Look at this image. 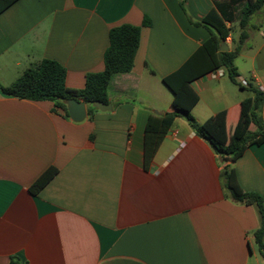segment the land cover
<instances>
[{
    "label": "crops",
    "instance_id": "crops-1",
    "mask_svg": "<svg viewBox=\"0 0 264 264\" xmlns=\"http://www.w3.org/2000/svg\"><path fill=\"white\" fill-rule=\"evenodd\" d=\"M217 1L230 0H16L0 11L3 86L52 59L67 69V86L82 89L89 73L104 69L110 29L142 26L132 71L109 84L111 110L77 122L51 100L0 89V264H264L254 243L256 206L226 196L219 155L185 117L145 160L150 114L176 105L163 79L209 38L195 22ZM145 16L150 26L142 25ZM247 31L235 60L246 88L227 73L190 83L197 121L226 111L230 139L256 128L246 100L247 87L264 94V7ZM259 113L264 121V99ZM229 164L244 190L264 196V143ZM50 166L58 173L33 194L30 186Z\"/></svg>",
    "mask_w": 264,
    "mask_h": 264
},
{
    "label": "trees",
    "instance_id": "trees-1",
    "mask_svg": "<svg viewBox=\"0 0 264 264\" xmlns=\"http://www.w3.org/2000/svg\"><path fill=\"white\" fill-rule=\"evenodd\" d=\"M14 1L16 0H0V11ZM241 2L243 5L239 9L238 4ZM263 7L264 0L217 1L215 8L208 15L195 22L206 27L210 36L181 68L163 79L174 93L176 105L164 113L150 114L146 125L145 160L148 165L153 159L175 119L179 116L185 117L196 135L207 140L219 155L223 164L221 177L226 196L234 202L256 206L260 225L254 232V243L264 260V196L258 192L244 190L235 168L229 164L242 156L250 145L264 143V121L259 113L264 94L257 88L247 87L253 92V96L246 100L248 123L254 124L256 128L251 130L245 127L230 139L226 111L218 112L205 122L197 121L192 111L199 101V95L190 87V83L199 76L223 68L233 83L240 88H246L239 80L240 74L235 60L248 36L251 16ZM151 23V19L145 16L142 25L150 26ZM237 28L240 33L238 37H234L232 33ZM141 30V25L129 23L111 28L109 46L104 53V69L89 73L82 89L68 87L67 69L52 59H43L37 65L27 68L12 84H0V89L3 93L17 98L51 100L55 103V110L61 109L67 117L70 115L65 101L82 100L88 104V115L91 118L97 110L93 105L94 101L109 103L108 88L113 76L132 71ZM231 34L232 47L228 51H221L222 42H227ZM57 173L58 168L50 166L33 182L30 191L37 194Z\"/></svg>",
    "mask_w": 264,
    "mask_h": 264
},
{
    "label": "water",
    "instance_id": "water-1",
    "mask_svg": "<svg viewBox=\"0 0 264 264\" xmlns=\"http://www.w3.org/2000/svg\"><path fill=\"white\" fill-rule=\"evenodd\" d=\"M221 51H228L230 50L229 45L227 42H222L220 46ZM67 104L68 112L72 120L80 122L83 121L87 115V104L86 102L82 100H77V99H69L65 101ZM93 105L103 111L106 110H111L112 105L110 103H104L102 101H94Z\"/></svg>",
    "mask_w": 264,
    "mask_h": 264
},
{
    "label": "built area",
    "instance_id": "built-area-1",
    "mask_svg": "<svg viewBox=\"0 0 264 264\" xmlns=\"http://www.w3.org/2000/svg\"><path fill=\"white\" fill-rule=\"evenodd\" d=\"M224 74H225V70L223 68H219L211 72V76H213L214 78H219L223 76Z\"/></svg>",
    "mask_w": 264,
    "mask_h": 264
},
{
    "label": "rangeland",
    "instance_id": "rangeland-1",
    "mask_svg": "<svg viewBox=\"0 0 264 264\" xmlns=\"http://www.w3.org/2000/svg\"><path fill=\"white\" fill-rule=\"evenodd\" d=\"M237 25H235V27H236ZM227 42H231V40H227ZM232 43V42H231ZM227 77V76H226Z\"/></svg>",
    "mask_w": 264,
    "mask_h": 264
}]
</instances>
